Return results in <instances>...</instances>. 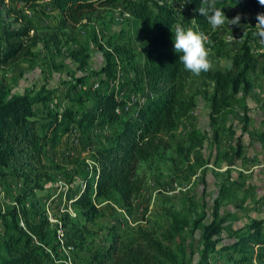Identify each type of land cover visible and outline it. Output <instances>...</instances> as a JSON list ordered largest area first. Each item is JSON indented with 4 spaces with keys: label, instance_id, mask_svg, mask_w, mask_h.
I'll return each mask as SVG.
<instances>
[{
    "label": "trees",
    "instance_id": "obj_1",
    "mask_svg": "<svg viewBox=\"0 0 264 264\" xmlns=\"http://www.w3.org/2000/svg\"><path fill=\"white\" fill-rule=\"evenodd\" d=\"M226 3L242 5L253 12L264 11L258 0H217L216 6L222 9ZM202 6L204 0H187L186 10L192 14L197 29L207 33L211 27L198 12ZM105 8L122 10L129 18L102 43L101 28L92 21L100 19ZM30 11L37 15L51 12L53 24L38 32ZM7 14L9 20L0 26V181L13 178L18 191L11 204L0 208V264H54L52 251L56 245L82 249L91 232L87 223L99 212L97 203L114 200L130 212L145 184V171L140 167L143 163L170 148L180 159L187 160L195 147L203 145L205 136L191 131L183 139L176 137V130L189 116L195 100L187 91L189 72L173 50L171 28L178 21L173 5L161 0H20L7 8ZM90 26L93 29L89 41L102 51L103 63L97 71L85 72L90 56L88 41L79 42L76 33ZM144 30V53L137 58L133 41ZM39 44L41 48L53 46L59 51L64 45L70 48L68 59L83 71L77 76L69 72L70 76L75 75L74 87L90 77L93 85L97 82L80 98L86 103L83 108L55 106L46 80L38 88L12 91L13 82L6 71L21 67L20 77L46 63L44 58H38ZM260 59V69L264 71V54ZM258 61L245 39L232 56L229 68L211 67L202 72L212 82L207 97L212 122L232 104L241 87L245 92L249 90L247 75L256 69ZM118 69L125 74L123 82H119ZM132 93L140 98L131 101ZM102 127L110 132L103 136L101 144L89 143V160L81 180L85 185L80 181L69 196L77 217L72 218L65 211L58 221L52 222L38 198L39 190L46 188L55 169L60 168L47 161V152L74 131L72 136L79 141L78 135H91ZM236 144L230 165L241 153L240 136ZM188 168L190 173L185 178L193 174L192 166ZM203 219V215L199 216L192 225L201 229L200 255L194 263L184 261L185 249L177 237L185 223L174 216L160 238L140 227L123 238L116 234L105 246L92 249L82 264H211L210 255L216 248L220 252H264V218L251 219L244 230L233 234L231 242L222 244L218 197L210 222L203 224ZM245 259L241 256L237 261Z\"/></svg>",
    "mask_w": 264,
    "mask_h": 264
},
{
    "label": "rangeland",
    "instance_id": "obj_2",
    "mask_svg": "<svg viewBox=\"0 0 264 264\" xmlns=\"http://www.w3.org/2000/svg\"><path fill=\"white\" fill-rule=\"evenodd\" d=\"M161 1L176 8L178 21L175 24L179 23L185 29L191 28L206 37V49L212 68H229L232 56L240 49L243 41L248 39L252 54L259 58L256 69L247 75L251 86L247 92L241 87L232 104L212 122L207 100L212 91V82L202 73L195 76L189 72L187 91L194 96L195 106L189 116L181 121L176 130V137L183 139L189 132L194 131L205 136L203 145L195 147L187 160L180 159L174 149L170 148L143 163L140 167L145 171V184L140 195L134 199L130 212L114 200L97 203L99 212L97 217L87 223L91 232L84 239L82 249H67L56 245L52 251L54 264H82L88 260L92 249L105 246L111 236L118 234L123 238L138 227L160 238L166 223L174 216L185 223L181 235L177 237V241L185 249L184 261L194 263L200 255L201 229L194 228L193 221L203 215V224L210 222L216 197L219 198V214L223 226L220 234L221 244L231 242L233 234L244 230L251 219L264 218V71L260 69L264 45L259 43L255 35L256 14L264 11L253 12L242 5L226 3L222 8L225 16L231 20L240 14V24L225 23L216 30L211 28L207 33H203L197 29L192 14L186 10L187 0ZM19 3L20 0H0V26L9 20L7 8ZM102 10V17L93 19L92 22L101 28L100 42L106 43L109 36L116 32L119 26H124L129 17L117 8ZM29 13L34 18L38 32L53 24L54 15L51 12L46 11L42 15L33 11ZM92 29L90 26L76 33L79 42L88 41L90 56L85 72L97 71L103 63L102 51L89 41ZM146 36L147 31L144 30L143 34L141 32L133 41L137 58H141L144 53ZM41 46L37 45L36 50L39 52L38 58L46 60L45 64L25 72L20 77L18 73L21 67L6 71L9 80L13 82L12 91L19 93L25 87L38 88L46 80L47 87L53 91L52 100L55 106L83 108L86 103L80 101V98L90 89L93 90L92 77L83 85L74 87L73 77L81 75L83 71L78 70L68 59L70 48L64 45L59 51L53 46L48 49ZM118 71L119 82H123L125 74L121 69ZM69 72L75 75L70 76ZM96 86L97 82L93 87ZM139 94L144 96L143 93ZM135 97L138 98L139 95L132 93L131 101ZM125 109L128 110V107ZM109 132V129L102 127L91 135H78L79 141L75 142L72 136L74 131L67 138L62 137L57 148L47 152V161L59 164L60 168L55 169L56 174L46 188L39 190L38 198L43 201V208L52 222L58 221L65 211L69 212L72 218L77 217L78 211L69 201V196L76 191L86 171L90 154L87 148L89 143L101 144L103 136ZM238 136L241 138V153L230 165L229 162L237 150ZM188 165L192 166L193 174L185 178V174L190 173ZM84 185L83 181L82 186ZM17 191L16 180L11 177L1 180L0 208L11 204ZM241 256L246 259L237 261ZM210 263L264 264V252L260 255L257 249L220 252L216 248L210 255Z\"/></svg>",
    "mask_w": 264,
    "mask_h": 264
},
{
    "label": "clouds",
    "instance_id": "obj_3",
    "mask_svg": "<svg viewBox=\"0 0 264 264\" xmlns=\"http://www.w3.org/2000/svg\"><path fill=\"white\" fill-rule=\"evenodd\" d=\"M259 5L264 6V0H258ZM204 5L198 9L201 16L207 19L212 30L228 23L229 25H239L241 15L237 14L229 20L223 10L218 8L217 0H204ZM255 35L259 39V43L264 45V13L256 14ZM173 32V50L179 54V63L184 69L195 76H199L202 72H207L211 69V62L208 59V51L206 49V37L193 31L191 28L185 29L181 24L177 23ZM231 42V40H229Z\"/></svg>",
    "mask_w": 264,
    "mask_h": 264
},
{
    "label": "built area",
    "instance_id": "obj_4",
    "mask_svg": "<svg viewBox=\"0 0 264 264\" xmlns=\"http://www.w3.org/2000/svg\"><path fill=\"white\" fill-rule=\"evenodd\" d=\"M143 98H144V97H143ZM127 107H128V109H129V106H128V105H127ZM73 141L76 142V141H77V138H73Z\"/></svg>",
    "mask_w": 264,
    "mask_h": 264
},
{
    "label": "bare ground",
    "instance_id": "obj_5",
    "mask_svg": "<svg viewBox=\"0 0 264 264\" xmlns=\"http://www.w3.org/2000/svg\"><path fill=\"white\" fill-rule=\"evenodd\" d=\"M117 112H118V110H117Z\"/></svg>",
    "mask_w": 264,
    "mask_h": 264
}]
</instances>
